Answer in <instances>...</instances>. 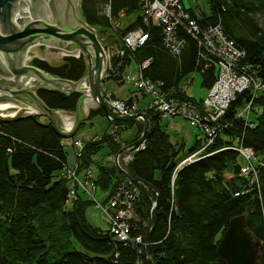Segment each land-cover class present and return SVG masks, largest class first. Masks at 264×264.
<instances>
[{
  "label": "trees",
  "instance_id": "1",
  "mask_svg": "<svg viewBox=\"0 0 264 264\" xmlns=\"http://www.w3.org/2000/svg\"><path fill=\"white\" fill-rule=\"evenodd\" d=\"M203 1L206 13L198 8L195 14L187 8L190 19L199 29L218 25L225 38L243 53L239 66L249 67L263 85V91L254 93L247 115L241 117L239 112L251 96L249 90L236 95L228 104L218 120L216 136L203 149L201 157L177 169L182 160L204 146V139L195 140L183 158L178 159L180 152L184 153L183 144L169 141L164 130L166 124L159 114L144 111L148 130L141 146L119 156L121 168L139 181H130L137 188L138 196L131 204L127 220L130 241L126 242L119 241L110 232L107 215L102 213L105 227H96L87 220L86 211L89 205L100 210L97 206H105L118 184L126 179L116 168L114 157L138 138L140 121L135 122L134 136L123 141L121 131L129 130L134 121L109 122L99 107L89 110L81 119L78 128L95 118L106 119L109 127L113 123L119 125L111 133L104 130L100 137L96 134L94 139L80 142L82 151L76 172L78 176L81 171L92 173L95 188L92 200L81 186L62 178L64 168L73 165L66 163L67 140L54 131L43 114L0 120V264H143L140 244L133 240L141 239L147 226L154 203L152 190L157 200L152 226L145 239L146 264H220L215 258V246L228 221L240 215L244 216L247 233L259 244L258 264H264V165L257 169V184L248 187V179L241 176L240 167L236 166L240 156L227 149H250L264 162V0ZM105 2L81 0L80 16L96 30L99 39L110 31L109 37L118 44L111 42V45L121 48L120 37L115 35L102 12ZM134 11L141 12L139 0H111V16L115 22L121 13ZM137 29L145 32L147 39L118 59L121 69L133 64L136 70L148 61L141 71L144 79L161 83L160 92L169 98L199 105L202 99L185 95L181 87L183 80L187 85L191 80L187 81V77L197 72L200 86L207 91L217 75L215 59L198 45L199 37H192L180 23L176 24L173 37L183 45L179 54L172 56L164 47L163 27L150 21L144 23L142 12L118 33L124 35ZM29 65L56 79L72 82L87 75L82 56L62 58L56 65L33 58ZM36 95L54 113H77L83 100L80 93L73 91L39 89ZM69 139H76V135ZM76 142L79 141L72 143L75 149ZM129 153L131 161L122 162L123 156ZM107 156L112 162L102 164ZM92 167L96 168L95 176ZM228 167H231L229 171ZM97 189L108 192L104 201L97 200Z\"/></svg>",
  "mask_w": 264,
  "mask_h": 264
},
{
  "label": "built area",
  "instance_id": "2",
  "mask_svg": "<svg viewBox=\"0 0 264 264\" xmlns=\"http://www.w3.org/2000/svg\"><path fill=\"white\" fill-rule=\"evenodd\" d=\"M102 6V12L109 20L115 35L120 37L121 48H115L112 45L105 47L104 52L106 56L105 78L113 76L115 78H122L124 84L131 85V87L141 96L149 98L144 111H154L159 114L161 119H179L180 126L184 123L194 127L201 138L204 139L205 148L210 144L212 139L218 132V120L223 116L228 104L233 101L236 95L245 90L251 92L248 102L239 112L241 117H245L250 109V104L253 100L255 92L263 91V85L253 76L252 70L248 67L239 66L240 59L243 53L237 50L233 44L225 38L218 25L207 27L206 29H199L196 23L190 19L182 0H139L140 9L142 12V21L146 23L150 21L152 24H158L166 31H170L176 24L180 23L186 32L192 37H199L197 39L198 45L203 49L206 55H210L215 59L214 65L217 67V75L213 81L212 86L206 91L205 97L199 102V105L192 103L189 100L178 101L169 98L166 94L160 92L161 83L151 82L142 77V69L148 65V61L142 63L131 73H124L121 69V63L118 59L124 54L131 53L135 47L141 46L145 41V35L140 30H132L120 35L121 25H118L111 16V0H105ZM164 47L172 56H177L182 47L181 42H174L169 38L164 39ZM81 54L77 51L74 58H79ZM202 59L206 62L205 56L200 54ZM118 60L116 65L113 61ZM84 97L91 99L89 85L86 79H83L79 84ZM85 91V94L83 93ZM104 101L108 106L109 111L113 115L128 116L132 113H137L138 110L133 102H121L115 100L110 95L104 96ZM8 111V110H7ZM2 113V114H1ZM0 113V118H13L15 114ZM57 112L60 120L64 118L65 124L68 127L63 129L65 132H72L73 117L70 115ZM153 113V112H152ZM72 120V122H70ZM224 127V125H223ZM118 127H115L116 130ZM77 151L75 155L79 157L82 151L80 142H76ZM227 149L236 152L244 161V166L240 168V174L247 180V186L257 184L256 174L257 169L264 165L263 159H257L256 155L250 150L241 147H227ZM198 158L193 155L188 156L182 162L189 164L196 161ZM75 160V158H74ZM131 160V156L127 155L124 162ZM79 163L73 162L71 168H64L62 178L70 180L73 183L81 186L89 199H94L93 192L95 190L92 184V173L89 170L85 171L87 181H83L86 186L82 185L78 180L77 168ZM93 185V186H92ZM70 193L69 197L72 198ZM138 196L137 188L127 179L122 180L116 187L113 195L105 206L98 205L101 212L107 215L108 223L110 224V232L121 242L130 241L128 236L129 224L128 219L131 214V204ZM135 244H140V237L134 238Z\"/></svg>",
  "mask_w": 264,
  "mask_h": 264
},
{
  "label": "water",
  "instance_id": "3",
  "mask_svg": "<svg viewBox=\"0 0 264 264\" xmlns=\"http://www.w3.org/2000/svg\"><path fill=\"white\" fill-rule=\"evenodd\" d=\"M23 1L27 4V10L31 18H14L16 22L14 24L12 21L14 12L15 15L27 16L26 13H21V8L26 5ZM44 1L49 10H46L42 0H0V52L2 53V59H0V91L5 93L0 97V102H12L25 107L20 104L22 103L30 106L31 109L39 110L62 139L72 138L81 122L79 116H75L76 125L70 134L61 133L57 116L37 97L36 92L39 89L64 92V88L69 87L71 91L81 93L78 89L81 80L72 82L56 79L36 67L24 65V59L29 49L34 45L66 52L78 50L86 60L87 81L92 100L104 111L108 121L128 122L139 120L141 122V131L138 138L121 148L114 158L115 166L124 178L139 182L138 179L121 168L118 157L121 153L143 142L148 130V122L144 114L138 113L135 116L113 115L104 103L101 96V83L106 65L103 50L105 44H102V38H98L96 30L82 20L79 14L81 0L78 4V0ZM20 76H26V78H23L22 82H18ZM10 77L13 78V81L8 80ZM26 80L28 82L33 81V83H30L33 85L31 87L23 86ZM37 81L38 83L34 84ZM18 113L21 114V111ZM17 115L14 118H0V120L9 121L15 119ZM152 191L154 193V203L150 207L148 223L142 233L140 243L143 264H146L148 260L145 253V239L152 226L157 200L156 193L154 190ZM258 253L259 244L247 233L244 216L231 218L215 246L216 260L220 264H258Z\"/></svg>",
  "mask_w": 264,
  "mask_h": 264
},
{
  "label": "rangeland",
  "instance_id": "4",
  "mask_svg": "<svg viewBox=\"0 0 264 264\" xmlns=\"http://www.w3.org/2000/svg\"><path fill=\"white\" fill-rule=\"evenodd\" d=\"M42 1H43V4L46 6V10H49L45 1L44 0H42ZM23 2H24V4H26L25 1H23ZM78 2H79V0L77 1V4H78ZM182 2L184 4L185 8H190L195 14H197L198 10L206 13V7H205L203 0H182ZM77 4H76V8H77ZM140 15H141L140 11H134V12H130L127 14L121 13V15L116 20V22L119 25H121V29H124L128 25H130ZM109 32H108V34H110ZM108 34H104V37L106 38L105 41H108V42L110 41L113 44H117V42H115L114 39H112V36L110 35V37H109ZM137 47H139V46H137ZM77 51L78 50H76L74 52H66V51L57 50V49H53V48H47L45 46L34 45V46H32V48L29 49L27 55L25 56L24 65H29V62L33 58H37L39 60L46 61L50 65H56V64L60 63L62 58H65V57H73L74 58L75 54L77 55ZM133 69H134V65L129 64L128 66H124L123 72L124 73L125 72L131 73V72H133ZM23 78H26V76H20L18 82H22ZM110 78H112V79H106L104 77V80L101 83V89H102L103 93L110 94L114 98H116V100L121 101V102L133 101L139 111H142V110L144 111V109L147 105V97L137 94L134 91V89L131 87V85L123 83L122 78L120 79V81L114 80L113 74H112V76H110ZM189 79H191V80L187 85L184 82L185 80H183L181 82V87H182V90L185 93V95L192 97L194 99H203L205 97L206 91L204 88H202L200 86L201 78H200L199 73H197V72L191 73L187 77V81H189ZM8 80L13 81V78L10 77V78H8ZM30 83H33V81L28 82L26 80L23 83V86L31 87L33 84H30ZM37 83H38V81L34 84H37ZM63 91L68 93L69 92L68 87L64 88ZM32 92H35V91H32ZM3 95H5V93L0 91V97H2ZM82 98H83V100H82L81 108L77 112L78 114L77 113H74V114L68 113L69 115H71L70 117H73L72 120H73L74 126L76 125L75 116H79L80 121H81V119H84L87 116L89 110L96 109L98 107L94 103V101H89L88 98L84 97V95H82ZM1 104H10L12 107L9 109H15V110L4 111L3 114H5V115L11 114V113L12 114L16 113V115H17V113L19 111H21V114L18 113V115L42 114L41 111L36 110V109H31L30 106H28L26 104H22V103H20V104L25 106L26 108L19 106L15 103H12V102H0V105ZM57 112H62V111H57ZM148 112H151V111H148ZM152 112H153V114H156L154 111H152ZM63 113H66V112H63ZM120 115H117V116H120ZM121 116H123V115H121ZM57 120H58L59 129L60 128L62 129L61 124H65L66 120H64V118H61V120H60V118H58V117H57ZM72 120L70 122H72ZM42 121H45V118H43ZM135 122H137V121H134V124L130 127L129 130L125 129V130L121 131V134H120L121 140L129 141L134 136L135 131L137 130V126H136ZM179 123L180 122L178 119L164 120V124H166V127L164 126V130L168 134L169 141L171 143L183 144L184 153L180 152V155L178 157V159H181V158H183L186 149H188L189 146L192 145V143L195 140H197V139L201 140L202 138H201V136L198 137V132L196 131V129L194 127H192L186 123H184L182 126H180ZM113 124L114 125L112 127H109L110 125H108V126L106 125V119L95 118L89 122H86V125H84L83 127L77 129V132L75 133L76 139H74L72 141H70L71 139H65V140H67L65 142L66 143L65 150L67 152V159H66L67 165L71 166L74 161L78 162V160L80 158V156L77 157V155H74L75 148H74L73 144L75 143V141H79V142L83 143L82 141L85 142V141L92 140L97 135H99L97 137H100V135H102V132L104 130L108 131V133H111V131L115 130L114 129L115 127L119 126V125H115V123H113ZM63 132H65V131H63ZM115 140H117V139H115ZM139 146H141V144ZM138 148H140V147H138ZM125 156H123L122 160H124ZM74 158H75V160H74ZM111 162H112V159L108 156L103 158L101 161L102 164H110ZM122 162H124V161H122ZM243 164H244L243 160L240 157H238V159L236 161V166L241 168L243 166ZM230 169H231V167H228V171ZM84 170H86V169H84ZM92 171H93V174L95 176L96 175V168L92 167ZM78 178H79L78 181L82 185L86 186L84 182L87 181V177H86V174L84 173V171H81L79 173ZM107 196H108V192H103V191L97 189L96 198L98 201H104ZM86 217H87V220L89 221V223L91 225L96 226V227L99 226L102 228L105 227V223L103 222L104 221L103 218L105 219V216L102 214V212L100 210L96 209L95 205H89L88 206V209L86 211Z\"/></svg>",
  "mask_w": 264,
  "mask_h": 264
},
{
  "label": "bare ground",
  "instance_id": "5",
  "mask_svg": "<svg viewBox=\"0 0 264 264\" xmlns=\"http://www.w3.org/2000/svg\"><path fill=\"white\" fill-rule=\"evenodd\" d=\"M24 3V2H23ZM21 13H26L27 14V16H22V15H15V12H14V14H13V16H12V21H13V23L15 24L16 22L14 21V18L15 19H17V18H27V17H29V18H31V16H30V14L28 13V10H27V4L25 5V6H23L22 8H21ZM79 14H80V12H79ZM119 25V24H118ZM156 25H158V24H156ZM173 29H174V27L170 30V31H166L165 29H164V27H163V30H164V39H166V38H169V39H171L172 41H174V42H181V41H176V39L173 37ZM137 30H140L141 32H143L141 29H137ZM144 34H145V32H143ZM147 39V35H145V40ZM106 57V56H105ZM0 59H2V53L0 52ZM104 80V76L102 77V81ZM29 85V84H28ZM68 89H69V91H71L70 90V88L68 87ZM79 89V88H78ZM80 90V89H79ZM81 91V90H80ZM83 93L85 94V91L83 90ZM12 106L10 105V104H1L0 105V112L1 111H3L4 112V110H7V109H9V108H11ZM42 113V112H41ZM13 114H15V116H16V113H13ZM138 113H133V114H130V115H128V116H135V115H137ZM61 126L63 127V128H65V129H67L68 130V127L66 126V124H61ZM60 131H61V133H63V134H70L71 132H63L62 131V129L60 128L59 129ZM139 146V145H138ZM135 147H137V146H135ZM135 147H133V148H131V149H128L127 151H130V150H134L135 149ZM203 149L204 148H200V149H198L196 152H194V153H192L191 155H193V157H197V158H200L201 157V155H202V153H204L203 152ZM127 151H125V152H127ZM124 153V152H123ZM122 154V153H121ZM127 155H130L131 156V159H132V154L131 153H129V154H127ZM126 155V156H127ZM125 156V157H126ZM124 157V158H125ZM187 158V157H186ZM185 158V159H186ZM131 161V160H130ZM183 161V160H182ZM180 162L179 163V165H178V167H177V169L178 168H180V167H182V166H184L185 164H184V162ZM129 162V161H128ZM128 162H125V163H128ZM118 163H119V157H118Z\"/></svg>",
  "mask_w": 264,
  "mask_h": 264
}]
</instances>
